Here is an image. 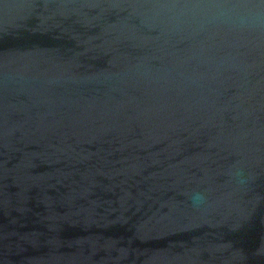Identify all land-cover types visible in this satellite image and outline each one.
Here are the masks:
<instances>
[{"label":"water","instance_id":"water-1","mask_svg":"<svg viewBox=\"0 0 264 264\" xmlns=\"http://www.w3.org/2000/svg\"><path fill=\"white\" fill-rule=\"evenodd\" d=\"M0 264H264V0H0Z\"/></svg>","mask_w":264,"mask_h":264}]
</instances>
